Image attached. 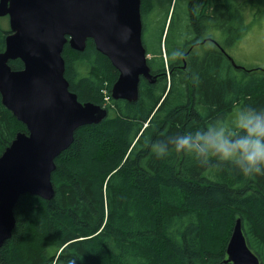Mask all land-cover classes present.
<instances>
[{"label":"trees","instance_id":"16d2710c","mask_svg":"<svg viewBox=\"0 0 264 264\" xmlns=\"http://www.w3.org/2000/svg\"><path fill=\"white\" fill-rule=\"evenodd\" d=\"M144 1L145 18L156 4ZM164 1L167 21L175 6ZM246 11L254 20L264 17V0H225L223 22L217 7L212 25L224 29L226 52L250 31L253 19L247 23ZM175 28L172 19L165 38V29L158 41L154 33L144 37L149 66L161 69V75L151 72L155 84L141 81L134 103L112 99L119 73L92 40L84 52L66 45L70 91L81 103L105 108L108 117L79 129L56 159L51 201L30 195L19 200L16 227L0 249V264H231L227 242L238 219L248 246L264 264V174L245 177L230 164L202 167L183 153L158 159L146 145L190 126L228 120L241 105L264 107V70L235 68L230 56L214 47L209 57L191 56L183 71L182 54L172 55L179 51L175 41L170 43ZM10 33L0 28V53ZM9 65L13 71L24 68L21 60ZM104 91L111 104L105 103ZM18 133L27 129L0 96V157Z\"/></svg>","mask_w":264,"mask_h":264},{"label":"water","instance_id":"95a60500","mask_svg":"<svg viewBox=\"0 0 264 264\" xmlns=\"http://www.w3.org/2000/svg\"><path fill=\"white\" fill-rule=\"evenodd\" d=\"M1 17L9 18L11 33L0 53V96L27 133H18L0 157V249L12 238L19 200L30 195L51 201L56 159L79 129L108 117L106 109L81 103L70 91L66 45L84 52L92 40L111 61L119 72L111 92L116 101L137 102L141 79L151 84L157 79L143 44L141 0H0ZM16 60L23 70H12L9 63ZM227 256L226 263L261 264L247 244L241 219Z\"/></svg>","mask_w":264,"mask_h":264},{"label":"clouds","instance_id":"9594fccd","mask_svg":"<svg viewBox=\"0 0 264 264\" xmlns=\"http://www.w3.org/2000/svg\"><path fill=\"white\" fill-rule=\"evenodd\" d=\"M146 145L158 159L183 153L202 167L230 164L245 177L264 174V107L241 105L228 120L217 119L203 128L190 126L163 140H146Z\"/></svg>","mask_w":264,"mask_h":264},{"label":"flooded vegetation","instance_id":"af4514ba","mask_svg":"<svg viewBox=\"0 0 264 264\" xmlns=\"http://www.w3.org/2000/svg\"><path fill=\"white\" fill-rule=\"evenodd\" d=\"M152 1H154L156 4L154 8L146 12L145 18L142 15V25H143L142 39L144 41V37L146 39L149 36L148 33H154V39L158 41L159 35L157 34L158 32L159 33L161 32V29L163 30L165 29V34L163 35L165 38L166 33L170 28L171 20L173 19V26L176 27L175 29L177 30L178 34L176 36H174V34L172 35L171 38H173V40H170V43L172 41H175L176 46H178L179 48L178 52L182 54L181 57L184 63V66L182 67L183 71H185L188 68L187 61L191 58V56L193 59H195V56L209 57V50L207 49L209 46L215 47L217 51H220L221 54H224V56H226V51L224 46L227 41L226 33L224 29H220V31H216L215 26L212 25V23L217 20L216 13L218 6H219V13H218L219 20H221L222 22L226 20L225 0H189L188 2L182 0L179 8L177 7L179 5L178 0H171V1L166 0V1H170L171 4L175 6L172 8L169 15V20L167 21H165L164 15L168 3H166L164 0H152ZM204 2L206 5H204ZM144 5H145V1L141 0V11L143 12H144L143 10ZM145 10H146V5H145ZM164 21L166 23L162 28ZM195 25L197 26L195 27ZM182 32L185 33L182 35ZM163 47H164V43H163ZM166 59H167V54H166ZM149 67L151 68V72L153 73L156 72L155 73L156 75H161L160 72L161 69H154L152 66ZM153 73L151 74L157 78V76L154 75ZM167 74L171 75L172 73L171 71L167 70ZM142 80L145 81V79H141V81ZM139 92H140V87H139Z\"/></svg>","mask_w":264,"mask_h":264},{"label":"rangeland","instance_id":"374dc122","mask_svg":"<svg viewBox=\"0 0 264 264\" xmlns=\"http://www.w3.org/2000/svg\"><path fill=\"white\" fill-rule=\"evenodd\" d=\"M167 10H166V14H167ZM244 15L246 17L247 23H251L253 19V17H251V11L250 12L246 11ZM0 22H1L0 28L2 31L3 30L10 31L8 17H1ZM146 49H147L148 58L150 60L152 59V56L149 55L150 53L147 46ZM207 49L211 51L214 50V47L209 46ZM163 54L165 55V52H163ZM227 54L239 67L254 68V69L261 68L264 70V17H260L257 20L253 19L249 33L235 46L228 48ZM231 236L227 243H229Z\"/></svg>","mask_w":264,"mask_h":264},{"label":"built area","instance_id":"2783aa9c","mask_svg":"<svg viewBox=\"0 0 264 264\" xmlns=\"http://www.w3.org/2000/svg\"><path fill=\"white\" fill-rule=\"evenodd\" d=\"M103 93H104V95H105V101H106L107 103H110V99H109L108 94H107L105 91H104Z\"/></svg>","mask_w":264,"mask_h":264},{"label":"bare ground","instance_id":"6f19581e","mask_svg":"<svg viewBox=\"0 0 264 264\" xmlns=\"http://www.w3.org/2000/svg\"><path fill=\"white\" fill-rule=\"evenodd\" d=\"M250 248V247H249Z\"/></svg>","mask_w":264,"mask_h":264}]
</instances>
